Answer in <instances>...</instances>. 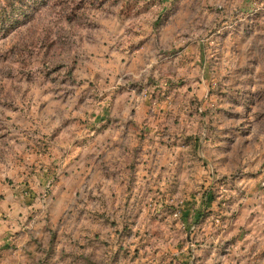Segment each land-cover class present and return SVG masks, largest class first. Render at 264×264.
Returning <instances> with one entry per match:
<instances>
[{"label":"rangeland","instance_id":"1","mask_svg":"<svg viewBox=\"0 0 264 264\" xmlns=\"http://www.w3.org/2000/svg\"><path fill=\"white\" fill-rule=\"evenodd\" d=\"M37 2L0 36V264H264V0Z\"/></svg>","mask_w":264,"mask_h":264},{"label":"trees","instance_id":"2","mask_svg":"<svg viewBox=\"0 0 264 264\" xmlns=\"http://www.w3.org/2000/svg\"><path fill=\"white\" fill-rule=\"evenodd\" d=\"M37 5L38 0H0V36H7L20 25L30 22V2ZM25 6L26 8H24Z\"/></svg>","mask_w":264,"mask_h":264}]
</instances>
